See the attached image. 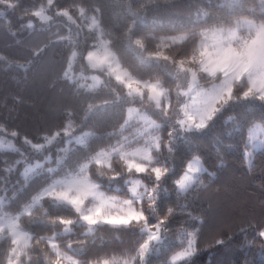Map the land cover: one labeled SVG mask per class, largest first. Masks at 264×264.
I'll return each mask as SVG.
<instances>
[{
    "label": "snow or ice",
    "instance_id": "1",
    "mask_svg": "<svg viewBox=\"0 0 264 264\" xmlns=\"http://www.w3.org/2000/svg\"><path fill=\"white\" fill-rule=\"evenodd\" d=\"M46 5L32 11L23 0H0V18L18 9L23 13L19 19L27 17L22 29L33 28V17L51 20L46 14L49 9L70 22L67 35L57 31L52 34L56 39L50 37L32 51L38 57L45 49L59 46L68 53L63 69L68 92L59 112V130L46 132L42 143L25 137L23 143L31 152H22L11 139H0V148L12 149L20 157L0 161L4 165L0 168V234L7 233L0 264H152L154 254L171 246L176 210L167 207L163 212L171 195L168 181L172 180L180 198L199 188L208 172L202 158L192 154L177 173L181 146L237 106L257 109L264 120V0H260L259 12L247 0H231L229 17H235L234 23L222 17L201 19L197 9L195 19L190 14L186 22L173 25L170 34L160 36L140 34L145 22L138 11H130L131 23L116 28L114 37L105 29L100 7L86 9L74 2L60 8L58 0H46ZM10 35L16 33L10 31ZM117 44L133 54L134 67L127 65ZM5 59L0 55V61ZM77 62L79 74L73 69ZM16 67L26 70L23 64ZM87 69L92 74H86ZM106 88L109 91L104 94ZM81 113L84 121L118 116L123 122L106 134L116 142L93 147L89 139L94 133L77 135ZM243 128L237 123L235 130L242 133ZM129 129L134 131L125 135ZM4 133L8 129L0 123V134ZM262 133V124L247 129L243 159L249 169L254 153H264ZM8 134L18 136L16 131ZM54 143L63 145L55 159L49 148ZM14 174L23 177V182L14 181ZM34 177L43 182L40 190L15 209L18 214L3 211L5 201ZM109 191L117 194L109 195ZM177 206L182 212L187 210L185 205ZM105 227L132 231L139 236L138 246L122 257L77 259L86 254L89 235ZM197 232L178 229L179 250L165 264H192L198 251ZM254 245L264 255V227L242 249Z\"/></svg>",
    "mask_w": 264,
    "mask_h": 264
},
{
    "label": "trees",
    "instance_id": "2",
    "mask_svg": "<svg viewBox=\"0 0 264 264\" xmlns=\"http://www.w3.org/2000/svg\"><path fill=\"white\" fill-rule=\"evenodd\" d=\"M74 2L82 4L86 9L100 7L105 29L111 31L114 37L118 35L116 28L131 23L128 18L130 11H138L144 17L145 23L141 26L140 33L142 36L170 34L169 29L175 24L186 22L190 14L195 19L197 9L201 19L211 16L214 20L222 17L235 22V17H229L232 10L231 0H58L60 8L70 7ZM23 3L32 11L38 10L41 5L47 6L46 0H23ZM247 3L249 7H255L257 12L260 11V0H247ZM189 4L192 5L191 8ZM46 14L53 18L44 22L33 17L32 29L21 28L27 22V17L24 20L19 19L23 15L19 9L15 14L9 12L6 17L0 18V55L6 58L0 61V123L6 125L8 133H18L13 140L15 147L22 152L26 149L31 152L23 143L25 137L42 143L41 137L46 132L59 130V112L68 92L63 80V69L67 66L64 57L68 55L67 51L56 46L45 49L38 57L32 55L33 49L37 46L43 47L50 37L56 39L53 33L59 31L64 35L68 34L70 22L67 18L55 16L51 9ZM78 23L86 22L78 20ZM10 31L16 35H10ZM83 31L87 33L88 29L85 27ZM147 43L149 47L152 46L151 41ZM117 48L127 65L134 67L136 60L133 54L123 49L120 44H117ZM18 64L25 65L26 70L16 67ZM73 69L79 74V62L73 65ZM86 74H92V70L87 69ZM108 91L106 88L104 94ZM229 116L233 120L229 121ZM260 117L261 113L257 109L237 106L227 110L213 126L194 135L181 146L176 156L177 173L183 170V164L192 154L202 158L208 172L201 177L203 183L199 188L180 198L175 195L172 180L168 181L167 187L171 195L163 212L167 211V207L176 210V215L172 218L171 246H166L154 254L151 258L152 264H165L170 255L179 250L177 230L181 227L189 231L198 229V251L192 258V264H264V255L259 253L256 246L259 244L258 237L256 245L242 249L246 240H252L255 233L264 227V153H254L251 169L243 159L247 129L256 122L264 125V120ZM122 122L118 116L107 120L84 121L81 113L77 120L76 134L94 133V137L89 139V144L93 147L114 144L116 138L109 139L106 134L116 131ZM237 123L244 125L242 133L235 130ZM131 131L133 130H126L124 134L128 135ZM8 133L0 136H10ZM60 147L63 145L56 143L49 146L54 159ZM19 158L13 150L0 149V161H14ZM3 166L0 163V168ZM13 180L23 182V177L14 174ZM42 186L43 182L34 177L24 190L5 201L3 211L11 215L18 214L15 209L30 200ZM9 196L11 197V193ZM178 203L185 205L187 210L182 212L177 206ZM188 213L199 219H191ZM220 216L222 219L216 229L213 223L220 220ZM25 220L26 216L21 217L22 228ZM31 228L39 231L35 225H31ZM242 229L245 231L242 232ZM135 232L138 233L139 229H135ZM40 234L51 235V232L40 231ZM6 240L7 233L1 234L0 261L6 249ZM138 240L139 236L132 231H115L105 227L89 235L86 254L76 258L83 261L105 255L122 257L138 246ZM217 240H222L223 243L217 244Z\"/></svg>",
    "mask_w": 264,
    "mask_h": 264
},
{
    "label": "rangeland",
    "instance_id": "3",
    "mask_svg": "<svg viewBox=\"0 0 264 264\" xmlns=\"http://www.w3.org/2000/svg\"><path fill=\"white\" fill-rule=\"evenodd\" d=\"M254 124H261V123L256 122V123H254ZM252 126H253V125H252ZM252 126H251V127H252ZM133 131H134V130H133ZM260 135H261L262 137H264V133H262V134H260ZM0 139H3V140H9V139H11L12 142H13V144L15 145L13 138L10 137V136L1 135V136H0ZM15 146H16V145H15ZM0 149H8V148L4 147V148H0ZM8 150H12V149H8ZM22 170H23V169L21 168V172H22ZM108 194H109V195H116L117 193H115V192H110V191H109ZM9 215H11V214H9ZM218 215H219V214H218ZM222 217H223V215H222ZM222 217L220 216V220H218V219H217V221L215 220V222L213 223V226H215L214 228H216V229L219 228V225H218V224L220 223L219 221H221ZM0 236H1V234H0ZM171 255H172V254H171ZM171 255H170V256H171ZM169 258H170V257H169ZM169 258H168V259H169Z\"/></svg>",
    "mask_w": 264,
    "mask_h": 264
}]
</instances>
